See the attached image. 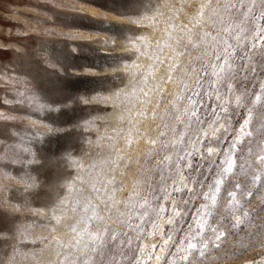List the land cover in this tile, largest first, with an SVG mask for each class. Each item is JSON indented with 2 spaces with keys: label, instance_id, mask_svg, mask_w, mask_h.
<instances>
[{
  "label": "rangeland",
  "instance_id": "obj_1",
  "mask_svg": "<svg viewBox=\"0 0 264 264\" xmlns=\"http://www.w3.org/2000/svg\"><path fill=\"white\" fill-rule=\"evenodd\" d=\"M235 2L0 0V264L264 259V188L241 197L247 215L236 227L227 192L236 179L251 188L239 167L214 204L205 195L212 160L222 163L249 109L251 135L236 143V165L250 164L249 149L264 144V100L249 103L245 95L264 83V40L254 39L255 26H264L262 0L243 21L229 10ZM90 18L116 30L93 29ZM103 54L113 57L99 63ZM222 104L228 118L221 115L219 140L197 134L198 127L210 133L207 122ZM208 147L219 154L209 157ZM75 179L83 193L68 209L79 215L71 220L68 210L57 228L52 207ZM52 183L61 189L52 192ZM182 183L188 187L177 192ZM213 229L224 237L203 248ZM189 240L196 248L184 261L176 248Z\"/></svg>",
  "mask_w": 264,
  "mask_h": 264
},
{
  "label": "snow or ice",
  "instance_id": "obj_2",
  "mask_svg": "<svg viewBox=\"0 0 264 264\" xmlns=\"http://www.w3.org/2000/svg\"><path fill=\"white\" fill-rule=\"evenodd\" d=\"M256 7V0H236L235 3H231L229 5L230 11H235L240 13V17L242 21L246 19L251 13L255 10ZM261 14L260 18L261 20H264V0L261 2ZM90 24L93 26L91 28L102 30V31H108L109 26L112 24L111 21H107L105 19H95L90 18ZM257 30L255 40H264V26H255ZM239 31V27L236 29ZM253 48L255 47V43H252L251 45ZM254 70V69H250ZM245 80L248 79L247 76L244 77ZM229 90H231L230 85H226ZM245 95L248 98L249 103H260L262 100H264V83H260L259 86V94H257L254 91L245 90ZM236 100L239 101V97H236ZM195 115V113H193ZM221 115L224 116L225 119H227V108L223 106V104L220 107V112L213 113L214 119L207 122L208 128L211 130L210 133L203 132L201 128L196 129V133L202 136H205L208 140H219V137L215 135L216 132L220 131L221 129L225 128V125L221 123ZM250 118H251V109H249V118L244 119L243 124L240 126L239 133L237 134L236 138L233 140L230 149L226 151L223 155L222 163L216 164L215 160H212V164L216 165V172L211 177L212 183L208 184L207 187L209 191L205 193V195L212 201L214 204L216 202V197L221 191V187L224 185L225 180L229 174L235 175V170L239 167L240 172L243 176L247 177L248 183L251 185V188L246 187L241 184L239 179H236L235 182L232 184V190L227 192V199H228V208L232 212V220H233V227L242 225L244 223L242 219V215H247V213L244 212L243 206L241 204V197L246 195L248 197H251L253 195V189H260L264 188V144L257 143V147L260 149L259 151H254L253 149H249L247 153L248 159L251 161L250 164H244L237 166L234 156H235V149H236V143L240 140L241 137L244 136H250L251 133L245 131L246 127L250 124ZM197 120H199V117H197ZM201 123H204L201 121ZM213 125H216V127H213ZM261 132L264 133V127L261 128ZM182 142V141H181ZM205 152L208 154L209 157L216 156L219 154L218 149H214L212 147H208L205 149ZM199 154V153H198ZM178 159H185L184 157H178ZM185 166L189 169L192 168L191 163L185 164ZM209 171H212V168L209 167ZM205 179H208V177H205ZM195 183H197L200 187H204L203 181L195 180ZM181 187L187 188V183L179 184L176 188V191L179 192L181 190ZM189 191H191L189 189ZM238 193L240 196H238ZM203 208H207V205H202ZM198 213L201 211L200 209L197 210ZM236 212H240L241 215H236ZM175 215H179V212H176ZM208 215L207 212L204 213V216L206 217ZM171 223V220L169 221ZM206 220L203 222L198 221V227L200 229H203L205 227ZM213 237L212 241H206L202 242V247L206 248L207 244L209 242H216L221 240L224 237V232L219 229H213ZM199 234V233H198ZM167 235V234H164ZM185 239H189L186 237ZM172 241V237L168 236V239L164 241V249L167 248L169 243ZM175 247L176 245L173 244ZM218 246V245H217ZM155 247V246H153ZM196 248V245L192 242L187 243L185 246L184 244H181L179 247L176 248L177 253H180L179 259L187 261L189 259V256L185 253L190 252V250ZM203 254V253H201ZM161 257L157 256L156 259L159 260ZM151 259V257H149ZM173 264H175V261H173ZM258 264H264V259H262Z\"/></svg>",
  "mask_w": 264,
  "mask_h": 264
},
{
  "label": "bare ground",
  "instance_id": "obj_3",
  "mask_svg": "<svg viewBox=\"0 0 264 264\" xmlns=\"http://www.w3.org/2000/svg\"><path fill=\"white\" fill-rule=\"evenodd\" d=\"M116 24H114V23H112L110 26H109V30L107 31L108 33H110V31L111 32H114L115 30H116ZM97 30V29H96ZM98 31H101V30H98ZM110 39V38H109ZM108 48H110V47H108ZM112 50V49H111ZM106 56H108V57H113L112 55H110V54H103V55H101V56H99L98 58L100 59L99 60V63L101 62V60H103V59H106L107 57ZM111 61V60H110ZM83 79H85V80H87V81H89V80H91V78H89V77H84ZM117 112L115 111V110H111V112H109L108 113V115L107 116H111V117H115L117 114H116ZM114 119V118H113ZM115 120V119H114ZM45 135V134H44ZM44 137V136H43ZM62 180L64 181V179L62 178ZM67 181V180H66ZM75 181V183L74 184H72L69 188H72V192L70 193V195H68V196H66L65 197V195L62 197V198H60V199H58L59 200V202L58 203H56V205L54 204V206L52 207V212L53 213H55L56 214V216H59L60 218H61V221L60 222H58V221H54V224H55V227H57V228H64L65 227V214L68 212V210H70V212H71V216H73V217H70L71 218V220H73L75 217H77L79 214L77 213V212H75L73 209H68V206H69V200H72V199H74V198H78L80 195H82V193H83V190H81L80 189V181L78 180V179H75L74 180ZM55 182H57V181H55ZM59 182V181H58ZM68 182H69V179H68ZM67 182V183H68ZM54 183V182H53ZM52 183V184H53ZM60 183H61V181H60ZM63 184H65V181L64 182H62ZM58 184V183H57ZM56 185V184H55ZM54 184H53V186H55ZM65 186V185H64ZM60 188V187H59ZM58 187L56 188V186H55V188L54 189H52V192H55V191H57L58 189H59ZM61 189V188H60ZM76 191V192H75ZM53 194V193H52ZM87 194H88V190H87V192H86V194H84L83 195V200L84 201H86L87 199H88V197H87ZM73 197V198H72ZM72 210V211H71ZM49 250L50 249H48V250H45L43 253H42V255L44 254V256H42L43 258H42V260L44 261L46 258V256L45 255H47L48 253H49ZM162 252V248L159 250V253H161ZM159 253H158V256H159ZM40 254V253H39ZM38 255V254H37ZM49 255V254H48Z\"/></svg>",
  "mask_w": 264,
  "mask_h": 264
},
{
  "label": "water",
  "instance_id": "obj_4",
  "mask_svg": "<svg viewBox=\"0 0 264 264\" xmlns=\"http://www.w3.org/2000/svg\"><path fill=\"white\" fill-rule=\"evenodd\" d=\"M94 84H97L96 82H94L92 85H94Z\"/></svg>",
  "mask_w": 264,
  "mask_h": 264
}]
</instances>
